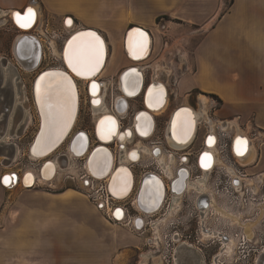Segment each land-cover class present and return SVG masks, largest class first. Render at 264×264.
I'll return each instance as SVG.
<instances>
[{
  "label": "crops",
  "instance_id": "crops-1",
  "mask_svg": "<svg viewBox=\"0 0 264 264\" xmlns=\"http://www.w3.org/2000/svg\"><path fill=\"white\" fill-rule=\"evenodd\" d=\"M28 3L38 4L39 21L47 19L48 28L52 30L62 29L68 17L73 22L72 30L92 28L103 35L109 51L114 44L117 49L121 46L123 56L119 65L136 63L128 69L135 70L139 77L144 75L147 62L152 70L153 66H158L153 74L156 77L160 64L166 66V75L172 64L162 47L150 59L155 40L153 25L163 33L197 36L191 39L190 57L187 52L182 54L185 70L178 83L182 92L204 93L200 94L207 97L206 111L208 104L211 105L207 95H211L219 101L220 107L215 110L218 119L264 132V0H0V12L6 14L3 17H9L12 10H21ZM162 18L163 25L160 24ZM132 26L145 30L152 39L151 51L146 55V59L149 58L144 63L129 61L130 56L122 49L123 34ZM33 43L32 47L36 45ZM110 73H116V69ZM164 85L168 89L167 84ZM146 112L152 123V117L157 115ZM5 146L1 152L9 153L10 145ZM263 148L264 144L259 148L255 164L248 168L251 172L264 170ZM124 166L134 174L136 183L134 169ZM149 176L154 178V190L153 184L145 189L144 181ZM140 179L137 197L139 199L144 186L149 204L145 202L144 207L137 208L142 212L155 210L152 195L162 194L164 183L160 177L146 175L144 171ZM0 186L3 191L8 188L1 183ZM49 197L53 200L44 207L43 213L39 204L28 207L31 213H26L25 205L16 202V215L0 217V264H115L118 256L122 252L126 255L127 247L135 243V234L129 228L128 232L126 228L121 229L125 225L106 220L88 198L67 190L49 193ZM55 200L62 204L61 211Z\"/></svg>",
  "mask_w": 264,
  "mask_h": 264
},
{
  "label": "rangeland",
  "instance_id": "rangeland-1",
  "mask_svg": "<svg viewBox=\"0 0 264 264\" xmlns=\"http://www.w3.org/2000/svg\"><path fill=\"white\" fill-rule=\"evenodd\" d=\"M163 20H164L163 18L160 19L161 22L157 20L158 21L157 23L160 22V24H162ZM67 26H71V25H67ZM48 31L49 32L51 31V34L53 33L55 35L53 41L55 45L54 46L55 51L53 48L48 49L45 47L43 48L40 47V53H41L40 64L39 65L35 64L30 69H25L20 65L17 57L14 55L13 52V42L16 36L19 35V32L13 26L8 16L0 17V57H5L8 63H11V65L16 68L15 69L16 76L20 77L19 82L21 84V87L24 89L26 93L25 100L23 101V107H22L23 109L21 107L16 108V105H18L19 103L15 101L14 96L12 94H9L6 97H4V95L2 94L0 95V101L7 108V111H5L6 108L0 110V127L2 126V129H0L1 132L3 131V127L6 125L5 132L2 135H0V150L5 149L6 146L4 147L3 145L7 144L8 146L10 145L11 155H13L12 153L14 152L11 150V148H13L15 151H19V155L16 157H13L15 153L12 157L10 154L6 158L5 157L1 158L2 156H0V174L6 172L9 173V171H12L14 172V174L21 176L22 172L24 173L27 170H31L34 171L36 175H38L40 164L44 160L40 158H32L29 154L30 145L33 143L38 127V115L31 95V83L35 75L42 69L57 67L62 65L63 59L62 60L60 59V49L62 47L65 38L68 37V35L72 32L70 30L63 28L53 29V30L48 29ZM153 32H154L153 37L155 40H154L153 53L150 59L154 57V55L162 47L163 53L164 52L166 53V56L169 57L168 61L171 62L172 64H170L168 71H166L168 72L167 75L164 72L166 66L165 65L161 66L160 64L159 68L161 69L158 70L157 77L154 76L155 73L150 67L149 65L150 63L147 62L146 64H144V75H145L146 83L152 81V78L156 77V80H160L164 84L165 83L167 84L170 93L168 100L169 104L166 107L165 112L161 116H156V129L154 134L150 138L144 139L143 142L148 147H152L153 145H158L166 153L167 150L172 151V149L168 146L165 139L167 122L171 112L175 107L181 104L190 105V106L193 105L196 107L197 103L199 104V102H197L199 94L202 93V92L199 93L194 90L182 92L178 84L180 77H182L181 73L185 70V65L183 64L184 56L182 54L187 52V57H190L189 52L193 45L191 39L194 40L197 36L185 34L182 37L181 35L177 33L173 34L170 31L163 33L162 30L160 31L154 25H153ZM164 42H166L167 44L163 45ZM179 51H180V55H177V52ZM109 52H110V56L108 53L107 66L104 69V71L101 72L100 78L107 85L106 104L109 110H111V104L113 102V99L115 96H118L119 94L118 86H117V75L124 67L131 65L132 63L126 62L123 63L122 65L121 64L119 65V63H121L120 58L121 56H123L121 46L119 49H117L114 44L113 48L110 47ZM180 58L182 59V61L180 60ZM156 67L158 66H153V69L156 70ZM112 69H116V73L114 74L110 73ZM84 83L86 84L85 81ZM84 83L81 82L80 85L82 92L80 112L70 136L78 129L86 130L92 139L89 147L90 149L91 147H93V145L96 144V142L93 140V134H94L93 123L97 114H93L92 111L90 110V106L88 104V98L86 97L85 94ZM3 84L4 82L2 81L0 86H2ZM175 92H177V95H175ZM207 96H208V100L209 101L211 100V102L208 103H211V105L212 103H215L213 104L214 107L211 108H210L211 105L208 104V110H207L208 115L213 120L218 119L217 111L215 110L220 107L219 101L215 97H212L211 95H207ZM212 100H214V102ZM205 102H207V99ZM204 104H202V106ZM142 108L143 106H142L141 96L134 99H129L128 109H125L122 112H120L121 113L120 116L122 117L121 119L122 126L132 127V120L134 113L138 109H142ZM198 108L199 105L197 109ZM11 112L12 113L14 112L13 117L17 122V124L20 123L17 130H15L14 128V130L16 131V137H12L14 136V134H9V132L11 131L9 121H7V124L5 123ZM30 115L32 120L30 124H27L25 122V118L27 116L29 117ZM22 123L25 124L21 129ZM203 125L204 123L203 121H201L196 139L194 140L193 144L190 145L185 150L188 153L195 152V154L191 155L190 162H193V160L195 159V155L201 149L200 140L204 132ZM246 131L248 132L251 130H246ZM137 140L138 138H135L134 140L128 142L126 145L127 148L134 146ZM68 141L69 139H67L60 147H58L53 153H51L46 158H52V159L57 158L58 160H60L61 163L62 160H64L62 155L68 153ZM113 146L116 151V158L118 161L119 156L121 157V154L119 152L120 149L116 145ZM174 151L176 152V154L182 152L181 150L180 151L174 150ZM262 155L264 158V148L262 151ZM85 156L86 155L82 157L70 158L71 161L70 166H66L64 162L62 167L58 169V172L51 181L42 182V183L36 181V184L33 187L30 186L28 188H25L24 185L23 186H21L20 184L17 185L15 182L13 186L9 188H4V191L2 189L3 187L0 186V217L16 215L17 214L16 207H18L15 204L16 202L23 203L25 205L26 213H31V210H28V207L31 208L34 205L39 204L41 206V211L43 213L44 207L48 205V202L50 200L51 201L53 200L49 197V193H59L67 190L69 193H75L77 195H80V197L83 198L86 197L85 199H87L88 198L87 190L81 183V177L84 172L83 166H84ZM146 157L147 158L141 160L140 162L133 164L134 172L136 174V183L131 196L122 201L129 207L131 212H133V208L131 207V202L138 187L140 173L145 170H152L157 172V170L160 168L159 167L160 165L156 160L150 159L149 155ZM248 171L251 172L250 170ZM194 196L195 193L189 190L184 194L183 197H181L177 207L166 211L167 204L169 203L171 204L170 195L167 194L158 212H156L153 216L146 217L143 222H140V224L137 226V229L135 230L130 229L129 225L119 224L120 226L121 225L126 226V227H122L121 229L129 228L130 231H132V233L135 234L136 240L135 243H133L130 247H127L126 255H124V253L122 252L118 256V258L115 261V264H166L165 262H163L162 257L160 256L162 251V245H163L162 241L164 234L167 232L168 229L177 230L178 227H181V223H184V225H189L190 229L193 230L195 226V216H194L195 210L194 208H192ZM216 199L217 202H221L223 201L224 197H219ZM55 201L57 204L58 211H61L62 204L58 200ZM218 216L220 217V215H218L217 213V215L216 216L214 215L213 217H218ZM154 219H158V221L155 222ZM149 220H153V222L147 223ZM127 231L129 232L128 229ZM258 233H259L257 235L258 240L252 241V243L255 245L264 246V229L261 228V230H259ZM236 244L238 245V243L235 241V245ZM197 246L201 247L200 243H197ZM237 249L238 248H236V250ZM184 250L185 248L183 247L178 248L177 256H176L177 258L176 264H187L186 261H190V264L199 263V260H197V258L199 259L197 253L195 255L192 251L191 252L186 251L187 253L184 252L185 254H183L182 252ZM209 253H211V251L209 250L207 251V253L205 252L207 260H209L208 258ZM222 263L228 264V258H226V261H222Z\"/></svg>",
  "mask_w": 264,
  "mask_h": 264
},
{
  "label": "bare ground",
  "instance_id": "bare-ground-1",
  "mask_svg": "<svg viewBox=\"0 0 264 264\" xmlns=\"http://www.w3.org/2000/svg\"><path fill=\"white\" fill-rule=\"evenodd\" d=\"M37 5L38 4L28 3L27 5H25V7L23 9L18 10L22 15V14H24L25 10L29 6H30V8L33 9V11L35 13L34 21L31 24V26L28 28H20L17 24H15L16 22H15L14 17H15L16 13L14 14V10H12L11 18H10V15H9V18H10V20L12 19L11 22H12L13 26L17 27L16 29L20 32L19 35L16 36V38H18V37L19 38H26V37L30 38L27 35L21 36V33L29 32V30H31L34 27V25L37 23V21L40 20L41 14H40V9ZM12 14H14V15L12 16ZM4 15H6V14L3 13L2 17ZM64 20H65L66 26L67 25L72 26L71 23H73V22H72L71 18L67 17ZM68 21H71V23H68ZM63 23H64V21H63ZM67 27H70V26H67ZM83 29H85V28H82L80 30H83ZM80 30L72 31L68 35V37H66L65 40L63 41L62 47L60 49V59L62 58L65 63L67 62L66 65L68 64V61L66 58H64L65 57L64 53L66 52V50L69 49V41H71L72 38L79 33L75 34L73 37L71 35L77 31H80ZM127 31H128V29L124 32L123 38H122V49H123L125 55L128 54L130 56V58L136 59V60L146 58L147 57L146 55L149 53V49L151 47V40L152 39H151L150 34L143 32L142 30L136 29V30L130 31L127 35V38H126ZM89 32H93V31H89ZM80 33H82V32H80ZM93 33H95V32H93ZM138 33H143L144 34L143 37H140L138 35ZM95 34L97 35V33H95ZM97 36L99 38L101 36L100 40L103 42V52H102V55L100 58V63L98 65V67L96 68V70L93 73L85 72V74L80 75V76H85V78H83V79H86V81H85L86 85L90 82L93 83V81L92 80L90 81V79H93V77H95L98 74V72L101 71V69L103 71L106 68L107 62H108V52H109L108 50L109 49L108 50L106 49V43H105L106 41L104 40L103 35L100 34V36L99 35H97ZM130 36L132 37L133 41L142 40L144 43V49L142 52L138 53L137 58H134L133 55L130 54V52H129V38H130ZM125 38H126V41H125ZM30 39L32 41L36 42L34 38L31 37ZM26 44H31V43H29L28 39H16V41L13 44L14 55L17 57V59L20 62V65L23 68L26 67L25 63H23V60H25L24 56L29 55L28 49H25ZM36 44H38V43H36ZM38 45H40V43ZM65 45H67V46H66V50L64 52L62 50H64ZM124 46H126V52L124 50V48H125ZM53 49L55 51L54 44H53ZM65 59H66V61H65ZM147 59H143V60H141V62L137 61V64L143 63ZM129 61H132V60L129 59ZM135 64H133V65L131 64V65L134 66ZM65 67H66L67 71H69L73 76H75V79L72 78L73 80H75V82L77 79H82V78L76 76L77 73L76 74L74 73L75 71H73V69L69 67V64ZM126 67H128V66H126ZM126 67H124V68H126ZM53 69H55V67L48 68L47 70L43 69L42 71H44V73L38 77V75L41 73L40 72L37 75V77L35 76L36 77V79L34 78L35 82L33 80V82H34V98L33 99H35L36 103H34V104H36L35 107H36V112L38 114V127H37L38 134L36 132L37 136H36L35 140H33V143L30 145V150H29L30 153L29 154L32 158L44 159L42 161V163L40 164L38 175H36V173L34 171H31V170H27L24 173L22 172L21 173L22 175L20 174L21 176L16 175V174H11V173H14L12 171H9V173L8 172L2 173V174H0V179L5 174H6L5 177L10 178V180L7 184L4 183V179H3V182H1V183L4 187L9 188V187L13 186L14 183L16 182L17 185L18 184H20L21 186L24 185L25 188H28L30 186L33 187L36 184V181L41 182V183L51 181L54 178V176L56 175V173L58 172V169H60L63 165L60 163V160H58L57 158L52 159V158H46V157L49 156L51 153H53L58 148L60 142L64 139L65 135L69 131V129H70V127L74 121V118H75V115H76V112L78 109V95H77L78 89L76 90V87L74 89L70 78L68 76H66L65 73H60V74H62V77L67 78L66 81H64V86H63V90H62L61 94L58 95L56 92H53L49 98H46V99L45 98H38L37 89L35 91V87H37L38 80L40 81V78L42 76H45L46 74L58 73L57 71H54ZM128 70H132V69H128V68L124 69L121 73L119 72L120 76ZM59 71H61V70H59ZM153 71H155V70L153 69ZM119 73H118V75H119ZM90 74H92V76H88ZM132 77H133V75H131L130 72H127L125 75L120 77L118 84H117V86L119 85L118 88L120 87V89L128 96L135 95L140 90L141 91L143 90L142 84L140 85L138 83L136 85H132L131 88H129L128 81ZM46 79H52V78L46 77ZM56 79H60V77H57ZM158 81L162 82L160 80L153 79L152 83L158 82ZM33 82H32V86H33ZM92 83H91L90 91H89L91 94L88 95V96H91V99L96 96V91H97V86L95 88H93ZM140 83H141V77H140ZM156 84L154 83V86L151 89V95L148 96L147 98L145 96L147 87L143 90V92H144V97L146 99V104L150 108L154 109V111H152L153 114L160 116L164 112L165 106L166 105L168 106V104H169V101H168V95L169 94H168V90H167L166 86L163 84V82H162V84L165 87L160 86V88H157V87H155ZM69 85H70V90H69ZM105 89H106V83L104 84L103 89H102V85L100 83V89L98 91V94H102V97H104V95H105L104 91H106ZM149 89H148V91H149ZM148 91H147V93H148ZM163 94L165 96L167 94V97H165V104H164V101H162V95ZM118 97L119 96L114 98V101L116 103L119 101L120 102L122 101L121 97L120 98H118ZM136 97H138V96L136 95ZM130 98H132V97H130ZM130 98H128L127 100H126V98L124 99V104H123L124 109L126 106V102ZM198 98H199L198 102L200 100V108L199 109H197L193 106H190V105L181 104V105L175 107L173 109V111L171 112L169 119H168V122H167V127H166V132H165L166 142L171 149L177 150V151L186 149L194 141L198 125L200 124L202 119L205 117V114L207 112L205 110V105H206L205 101L207 99L206 96H203L200 94ZM120 104L122 105V103H120ZM143 104H144V100H143ZM202 104H204V110L205 111H203ZM180 107H182V108L179 111H177V109ZM159 108H161V109H159ZM106 109L107 108L105 107L104 103H101L100 105H98V100L93 98L91 111L93 112V114H97V116L94 120V123H93L94 124L93 130L95 128V124L97 123L96 122L97 118L102 113H106L107 112ZM142 113L146 114L148 116V118H146L144 116L138 117ZM142 113H140L137 116L138 119H136L137 117H135V119H133L132 127H131V130L129 131V135L131 132L132 136L134 135L135 137H137L135 135V131H136V133L140 134V136L141 135L145 136L148 133H150V131L152 130L151 118H149V115L147 114V112H145V113L142 112ZM135 114H136V112L134 113L133 116H135ZM108 115L113 118V120H114V122L118 128V121L113 116V113H110ZM154 115H152V116H154ZM102 116H105V115H102ZM208 118L209 117H206L205 119L208 120L209 124L212 126L213 122L211 120H209ZM30 120H31V115L28 117L27 122H30ZM146 121L149 123H147ZM39 128H40V130H39ZM238 129L239 128L237 127L235 135H234V136H237V139L234 143V151H235V154L237 156V160L242 164H247L249 162H252L255 158L254 145H253L252 141L250 140V138H248V136L245 133H242L241 130L240 129L238 130ZM114 130H115V125L113 124V122L103 121V123H100L98 126V135H99L101 140H103V141L108 140L110 138L109 133H111ZM120 133H121V131H120ZM102 134L105 136V138H103V139L101 138ZM129 135L127 136V135L121 133V135H119V138H120L119 141L120 142L118 141V139L116 142L117 147L119 145H121V147H122L119 151L120 154H121L122 150L127 151V152L126 151L124 152L125 154H121V157L119 156V160H121V161H119V164H120V167L118 168L119 170L118 169L116 170V168L119 166V164H115L114 167H111L110 154H108L107 150L105 148L103 149V147L96 150L91 155L90 159H88L89 154L91 152V149L86 150V148L88 147V144L86 146V142L85 143L83 141L81 142L80 139H77L76 142L73 144V146L70 148V150H68V153H67V156H68L67 159L68 160L65 161V165L70 166V164H71L70 158L78 156L77 154H79V155L82 154V156L86 155L84 162H85V167H86L87 171L92 173L95 176H98L101 178L105 177L106 178V184L109 186V189L112 192V194L117 198H123L127 194H130L132 192L133 187L135 185L134 174H132L127 169V167L121 166V165H124L123 163L125 161H127V160H129V158H131V156L128 157V152L130 151V149H136V151L132 152L133 153L132 158H131L132 160L137 159V158H139V160H142L143 158H145L148 155H150V156L153 155V153H152L153 147L150 148L147 145H145L143 142V138H138V140L134 146H132L130 148H126L127 143L130 142L132 139V137L130 138ZM4 137H5V135H4ZM238 139L244 141V143L242 145H238L237 144ZM215 140H216L215 137H210L207 141V144L210 148H207L208 150H207V152H205L206 154H204L202 157L201 164H202L203 168L208 169L212 166V164L214 165V163L217 161V157L215 156V148H214V146L211 147L214 144ZM103 143L104 142H101V144H103ZM107 143H109V142L107 141L104 144H107ZM92 149H93V147H92ZM238 149L240 150V152L242 154H238ZM199 152H198V154H199ZM14 153H15V155L13 157H16L19 155V151H15ZM198 154L196 156V159L198 157ZM0 156H2L1 158H4L5 156L7 157L9 155L7 153H5L4 155H3V153H1ZM153 158L164 168L167 176H169L170 178L174 177L175 174L171 169V165L175 161V156L173 154L166 156L160 148L159 155H157V156L154 155ZM121 167H123L124 169H121ZM227 168H228V170H232V168L230 166H228ZM131 174H132V177H131ZM183 174H185V173L183 172ZM183 174L180 175V179L177 181L178 183H176V185L179 186L177 190H181V189L183 190L185 188L187 191H189V190L193 189L196 193H198V195H197L198 201H199V197L201 200H203L205 202L208 199L207 204H211L213 206V208L215 209L216 213H219L220 215H224L227 218L230 217L229 219L232 222H235L238 225L244 226V232L246 233L247 237L252 238L253 233H252L251 229L256 224V221H253L250 223H242L239 216L234 215L230 212H226L224 209L217 206L215 203V199L212 195L209 196V198L205 195L206 194V181H205V179L207 178V171H205V169L203 171L202 177L197 178V179L185 180V175L183 176ZM154 182L155 181H154L153 177H150V176L146 177V179L144 181L145 189L147 186H151L153 184L152 189L154 190L156 188L155 187L156 185ZM82 183H83V181H82ZM140 186H141V179L138 183L137 191H136V194L134 197V201H135V204L137 207H142L143 205H145V202L148 203V197L145 198L146 192H144V190H145L144 186L142 187V191H141L139 199L137 197ZM155 192H156V190H155ZM174 192L175 193H173L171 195L172 209L177 207L179 200L181 199V195H178L179 193L176 190H174ZM142 193H143V195H142ZM152 196H153V202L152 203H154V201H155L156 208H158L161 204V201H162V194L157 192L156 194H153ZM146 207H147V205H146ZM201 212L203 213L204 211L201 210ZM115 216L117 218H121L122 212L116 211ZM202 217H203V215H202ZM228 244L231 245V246L228 245V254H229V253L234 251L235 242H234V240H231L230 242H228ZM185 250H187L189 252L192 251V249L190 247L186 248ZM197 260H199V259L197 258ZM176 261H177V258H176ZM186 262H187V264H190V261H186ZM198 264H203V261H199Z\"/></svg>",
  "mask_w": 264,
  "mask_h": 264
},
{
  "label": "built area",
  "instance_id": "built-area-1",
  "mask_svg": "<svg viewBox=\"0 0 264 264\" xmlns=\"http://www.w3.org/2000/svg\"><path fill=\"white\" fill-rule=\"evenodd\" d=\"M46 20L47 19L43 18L40 24L37 23V25L33 27L31 30H29V32L21 33V36L27 35L28 37H32L35 39L36 43L38 44L40 43L39 46L41 48L45 47L48 49H52L55 35L53 33L51 34V31L50 32L48 31V29L50 28H48V24ZM62 28L73 31L72 26L67 27L64 23L62 25ZM132 61L137 62V60L134 59ZM60 67L63 68L62 65ZM82 80L83 79H81V81ZM84 81H86V79ZM151 85H152V81L149 83V86L146 89V93ZM212 101L214 102V100ZM211 107L214 106L212 105L210 106V108ZM148 110L152 111L150 108H148ZM110 111L118 120V129L121 130V124H120L121 120L119 119V117L122 118L120 116L121 113L118 115L114 114L112 108ZM102 117L103 116L99 117L98 120H100V118L102 119ZM135 117L136 115L134 116V119ZM206 117H209L208 119L213 122L212 126L209 124V121L205 119ZM202 121L204 123L203 125L204 132L202 134V138L204 139V137L206 136L208 138L215 137L216 139L211 147L214 146L215 148V156L217 157V161L214 163V165L212 164V166L208 169L203 168L201 164L203 155L206 154L205 152H207L208 150L207 148H210L207 144V141L205 143L203 141L201 142V149L199 150L200 152L198 151L199 156L197 159L195 157L193 162H188L189 156L185 155L186 152L185 150L188 147L186 149L181 150L182 151L181 153L176 154V152L173 149L172 151L167 150V152L165 153L160 146L158 145L152 146L153 155L152 156L149 155L150 159L155 160L154 159L155 157L153 158V156L159 155L160 148L166 156H169L171 154L175 156V161L171 165V169L175 174L173 178L167 176L164 168L160 164H159L160 168L157 170V172L152 170L144 171L146 175L148 174V175H155L160 177L164 183L162 201L160 206L155 210L142 212L137 208L135 201L132 200L131 207L133 208V212H131L129 207L122 202L124 200V197L123 198L115 197L110 191L109 186L106 184V178L105 177L101 178L88 172L84 162V166H83L84 172L81 177V183L83 181L82 185L87 190L88 198L93 202L96 208L103 213L106 220L118 224L129 225L130 229H134V230L137 229V226L140 224V222H143L146 217L153 216L156 212H158L167 194L170 195V201H171V195L173 194L171 189V182L177 177V172L180 167H185L186 170L190 173V177L188 178V180L201 178L203 175V171L205 169V171H207V178L205 179L206 181L205 195L208 198L209 196L212 195L215 199V203L217 206L221 207L226 212H230L234 215L239 216L242 223H250L256 221V224L251 229L253 233L252 238H248L246 233L244 232V226L232 222L229 218L225 216H221L219 213L218 215H220V217L219 216L213 217L214 215L216 216L217 213L215 212V209L211 204H207L204 207H199L198 198H197L198 193H196L192 189L190 191L195 193L192 208H194L195 210L194 216L198 222V232L200 233V241L209 242L212 240V234L210 233V230L213 229L209 227V223L212 222L214 224L215 221L227 227V228L220 227L217 230L220 231L222 235H227L229 241L244 240L250 242V241L258 240L257 239V235L259 234L258 231L261 230V228L264 229V170L258 172H249L247 168L254 165L256 162V157L259 156L258 154L259 148L261 145L264 144V132L257 128L245 129V125L241 126L239 124H232L228 122V120L226 119L213 120L208 115V111L206 112L205 117L202 119ZM200 124L198 125V128L196 130V135L200 127ZM237 127L241 130V132H244L248 136V138H250V140L254 145L255 158L252 162H249L247 164L240 163L237 160V156L234 151V143L237 139V136L234 135ZM246 130H251V131L247 132ZM95 139L97 141L96 144L93 145V148L96 147V145H100L98 143H101V141H99L96 138V135H95ZM102 145H104L106 147V150H108V152L110 153L111 167H114L115 164H119L120 160L117 161L116 153L115 151L113 152L111 151L110 147L108 146V143L107 144L103 143ZM133 151H136V149H130L129 153ZM155 151L156 153L158 151V154H156ZM129 160L125 161L123 164L128 165L129 167H131L132 170L134 169L133 164L140 161L139 158L134 160L129 158ZM124 165L121 166L125 167ZM228 166H230L232 170H228L227 168ZM119 167L120 164L116 169H118ZM5 175L1 177L0 183L3 182V177ZM186 192L188 191L184 188L183 191L178 195H181V197H183ZM218 196L224 197L223 201L217 202L216 198H219ZM171 209H172V201L171 204L170 203L167 204L166 211ZM201 210H203L204 212L202 213ZM116 211L122 212L121 218H117L115 216ZM154 220L155 222L158 221V219H154ZM149 222H153V220H149L147 223ZM204 227L209 228L210 230H204ZM183 242L184 241L181 240L178 230L168 229L163 237L162 251L160 254L163 262H165L166 264H176L177 250L179 247H181V244H183ZM186 244L189 245V243ZM236 248L237 246L234 245V250ZM208 264H216V263L213 260H211L210 262H208Z\"/></svg>",
  "mask_w": 264,
  "mask_h": 264
},
{
  "label": "flooded vegetation",
  "instance_id": "flooded-vegetation-1",
  "mask_svg": "<svg viewBox=\"0 0 264 264\" xmlns=\"http://www.w3.org/2000/svg\"><path fill=\"white\" fill-rule=\"evenodd\" d=\"M28 8H30V6L28 7ZM27 8V9H28ZM26 9V10H27ZM25 10V11H26ZM12 12V11H11ZM11 12H10V18H11ZM15 13H20L19 11H16V10H14V14ZM14 14H12V16L14 15ZM21 14V13H20ZM3 15V13L2 12H0V16H2ZM23 15V14H22ZM13 18V17H12ZM12 20V19H11ZM39 21V20H38ZM38 21H37V23H38ZM36 23V24H37ZM16 24V23H15ZM35 24V23H34ZM36 24L34 25V27L36 26ZM17 28V27H16ZM25 30V29H24ZM76 30H80V29H76ZM18 31V30H17ZM75 31V30H74ZM19 32V31H18ZM18 36V35H17ZM16 39H28L29 40V38H16ZM16 39L14 40V42L16 41ZM14 42H13V44H14ZM29 43H31V44H26L25 45V49H28V52H29V55L28 56H24L25 57V60H23V63H25V69H30L31 67H33L35 64H40V61H41V53H40V46L38 45V44H36V45H33V47H32V44H34L33 43V41L30 39L29 40ZM106 49L108 50V47H107V44H106ZM63 51V50H62ZM109 51V50H108ZM150 51H151V47H150V49H149V53H150ZM65 54V53H64ZM149 56V55H148ZM65 58V57H64ZM143 59H146V58H143ZM143 59H140V60H137V61H141V60H143ZM61 60H62V58H61ZM131 60H133V59H131ZM134 60H136V59H134ZM19 61V60H18ZM39 61V62H38ZM65 61H66V59H65ZM64 62V61H63ZM63 62H62V66H63V68L62 67H55V69H53L54 71H57L58 73H65L66 74V76H68L69 78H70V80H71V83L73 84V87H74V89H75V85H76V90L78 91V93H77V95H78V109H77V112H76V115H75V118H74V121H73V123H72V125H71V127H70V129H69V131L67 132V134L65 135V137H64V139L60 142V144H59V146L58 147H60L67 139H69V141H68V150H70V148L73 146V144L76 142V140L77 139H80L81 140V142L83 141L84 143L86 142V146H87V142H88V147L86 148L87 150H90L91 149V151H92V148H90L89 149V147H90V144H91V137H90V135H89V133L86 131V130H84V129H78V130H76L71 136H70V134L72 133V130H73V128H74V126H75V124H76V121H77V119H78V115H79V112H80V105H81V82H83L84 83V80L85 79H83L82 81L80 80V79H77L76 80V82H75V80H72V78L73 79H75V76H73L69 71H67L66 70V67L65 66H67L66 65V63L64 62V64H63ZM20 63V62H19ZM103 65V64H102ZM129 67H133L132 65H128V67H126V68H129ZM51 68H53V67H51ZM71 68V67H70ZM101 68V67H100ZM126 68H124V69H126ZM15 67L14 66H12L11 65V63H8V61H7V59L5 58V57H0V85H1V83H2V81L4 82V84L2 85V86H0V95L2 94V95H4V97H6V96H8L9 94H12L13 96H14V99H15V101L16 102H18L19 104L18 105H16V108L17 107H23V101L25 100V97H26V93H25V91H24V89L21 87V84H20V82H19V78L20 77H18V76H16V72H15ZM46 70L48 69V68H45ZM43 70V69H42ZM39 71L35 76L37 77V75L41 72H44V71ZM59 70H61V71H59ZM123 70V69H122ZM121 70V71H122ZM101 71H102V69H101ZM101 71L100 72H98V74L95 76V77H93V79H90V81L92 80L93 81V83L92 82H90V83H88L87 84V86H86V84H85V86H84V89H85V94H86V97L88 98V104H89V106H90V110H91V106H92V103H93V98L94 99H97L98 100V105H100L101 103H104V105H105V107L107 108L106 109V113H102L100 116H102V115H105V116H103V118H102V120L99 122V124L102 122V121H110V122H113V124L115 125V122H114V120H113V118L111 117V116H109L108 114H110L111 112L108 110L109 108L107 107V104H106V91H104V97H102V94H98V91H99V89H100V83H101V85H102V89H103V86H104V84H105V82L100 78V75H101ZM104 71V70H103ZM102 71V72H103ZM120 71V72H121ZM19 72V71H18ZM127 72H130L131 73V75H133V77L132 78H130V80L128 81V83H129V88H131V86L132 85H136L137 83L138 84H142V87H143V90L146 88V87H148L149 86V83L151 82H147L146 83V79H145V75H141L142 77H141V83H140V77L139 76H137L136 75V71L135 70H128V71H126V72H124L121 76H120V73H119V75L117 76V84H118V81H119V79H120V77H122L123 75H125ZM40 73V74H41ZM39 74V75H40ZM38 75V76H39ZM94 75V74H93ZM88 76H92V74H90V75H88ZM36 77H34L35 79H36ZM35 79H33L34 80V82H35ZM89 79V78H88ZM33 80H32V82H33ZM39 81V80H38ZM34 82H33V86H32V83H31V95H32V99L34 98ZM75 82V83H74ZM133 82H134V84H133ZM91 83H92V85L93 84H95L96 86H97V91H96V96L95 97H93L92 99H91V96H88V95H90L91 93L89 92L90 91V86H91ZM154 83L156 84L155 85V87H157V88H160V86H163V84L162 83H160L159 81L158 82H153L152 83V86L150 87V89H149V91H148V93H145V96H146V98L148 97V96H150V90L152 89V87L154 86ZM119 86V85H118ZM165 87V86H164ZM36 89H37V87H35V91H36ZM75 90V91H76ZM105 90H107V85H106V89ZM143 90L141 91H139L137 94H135V95H132V96H128V95H126L121 89H120V87L118 88V91H119V94H118V98H120L121 97V102L119 101V102H115L114 101V99H113V102H112V104H111V108H112V110H113V112H114V114H116V115H118V114H120V112L121 111H123V109H124V99L126 98V100L128 99V98H130V97H132V98H130V99H134V98H137L136 97V95L138 96V97H140L141 96V98H142V106H143V108L142 109H138L137 111H136V117L140 114V113H142V112H144L145 113V111L146 110H148V105L146 104V99H145V97H144V92H143ZM168 90V89H167ZM166 92V91H165ZM168 93H170L169 92V90H168ZM147 94V95H146ZM175 95H177V92H175ZM134 96V97H133ZM102 97V98H101ZM115 97H117V96H115ZM114 97V98H115ZM165 97H167V94H166V96L163 94L162 95V101H164V104H165ZM6 100V99H5ZM116 100V99H115ZM143 100H144V104H143ZM168 100H169V95H168ZM33 102L34 103H36L35 102V99H33ZM198 102V101H197ZM120 103H122V105L120 104ZM168 103V102H167ZM34 106H36V104H34ZM167 106V105H166ZM193 106V105H192ZM163 107V106H162ZM161 107V108H162ZM193 107H195V106H193ZM198 107V103H197V106L195 107V108H197ZM3 108H6L5 107V105H3L2 104V102L0 101V110H2ZM150 108V107H149ZM161 108H159V109H161ZM23 109V108H22ZM35 109H36V107H35ZM125 109H128V101L126 102V106H125ZM124 109V110H125ZM152 111H154V109H152V108H150ZM5 111H7V108L5 109ZM164 112H165V110H164ZM163 112V113H164ZM93 113V112H92ZM101 113V112H100ZM162 113V114H163ZM13 114H14V112L12 113L11 112V114L9 115V117H8V119L6 120V124H7V121H9V124H10V128H11V131L9 132V134H14V136H12V137H16V131L15 130H17V128H18V126H19V124H17V122L15 121V119H14V117H13ZM99 114V113H98ZM161 114V115H162ZM38 115V114H37ZM152 115H154L153 114V112H152ZM160 115V116H161ZM99 116V117H100ZM114 116V115H113ZM142 116H144V117H146V118H148V116L146 115V114H140L138 117H142ZM98 117V118H99ZM115 117V116H114ZM138 117L136 118V119H138ZM96 118V117H95ZM98 118H97V120H98ZM116 118V117H115ZM27 119H28V117H26L25 118V122L27 123V124H30V122H31V120H30V122H27ZM119 119L121 120L122 118H120L119 117ZM133 119H134V116H133ZM95 120V119H94ZM118 121V120H117ZM133 121V120H132ZM97 122V121H96ZM24 124L25 123H22L21 124V129H22V127L24 126ZM120 124H121V130L120 129H118L117 128V130H116V126H115V130L114 131H112L111 133H110V138L107 140V141H109V140H111L112 138H113V135H116V137L112 140V141H110L109 143H108V146L110 147V149H111V151L113 152V151H115V149H114V146L113 145H116V142H117V139H118V141L120 140V138H119V135H121V133L122 134H125V135H129V131L131 130V127H125V126H122V122L120 121ZM94 125V124H93ZM99 126V125H98ZM6 125L3 127V131L1 132L0 131V135H2L4 132H5V130H6ZM14 128H15V130H14ZM95 128H96V124H95ZM95 128H94V130H93V132H94V134H95ZM0 129H2V126L0 127ZM155 129H156V116L155 117H152V130L150 131V133H148L147 135H145V136H143V135H141L140 136V134H138V133H136V131H135V135L137 136V137H135L134 135L132 136L131 135V132H130V135H129V137L131 138L132 137V139H131V141L132 140H134L135 138H143V140L144 139H148V138H150L153 134H154V132H155ZM39 130H40V128H39ZM38 130V131H39ZM120 131H121V133H120ZM96 133H97V135H98V128L96 129ZM37 134H38V132H37ZM37 134H36V136H37ZM93 134V140L96 142L97 140L95 139V135ZM198 135V134H197ZM197 135L195 134V139H196V137H197ZM36 136H35V138H36ZM76 137V138H75ZM98 137H99V135H98ZM35 138H34V140H35ZM75 138V139H74ZM99 139H100V137H99ZM166 139V138H165ZM194 139V140H195ZM208 137H204V139L202 138V136H201V140H200V143L203 141L204 143L206 142V141H208ZM101 140V139H100ZM74 141V142H73ZM71 142H72V144H71ZM120 142V141H119ZM194 142V141H193ZM193 142H192V144H193ZM100 145H101V143H99ZM191 144V145H192ZM3 146H5V145H3ZM4 148V147H3ZM118 148L119 149H121L122 147L121 146H118ZM126 148H127V146H126ZM2 151V149L0 150V152ZM14 152H15V150H13ZM126 151V150H125ZM124 150H122V152H121V154H125L124 152H125ZM14 152L12 153L13 155H14ZM127 152V151H126ZM5 153H7L8 155L10 154L11 155V153H10V151H9V153L8 152H4V154ZM115 153H116V151H115ZM132 153V152H131ZM131 153H129L128 152V157H130L131 156V158H132V155H133V153L131 154ZM155 153H156V151H155ZM90 154H91V152H90ZM90 154H89V157H88V159H90ZM131 154V155H130ZM156 154H158V151H157V153ZM193 154H195V152H191V153H187V152H185V155H188L189 157H188V162H190V159H191V155H193ZM13 155H11V157L13 156ZM66 155V158H64V156ZM78 156H76V157H82V154L81 155H79V154H77ZM197 155V154H196ZM196 155H195V157H196ZM63 156V159L64 160H62V164H64V162L67 160V153L66 154H64V155H62ZM198 156H199V154H198ZM8 157V156H7ZM5 158H6V156H5ZM198 158V157H197ZM180 169H184V170H186V168L185 167H180L179 168V170ZM90 170V169H89ZM91 171V170H90ZM183 174V172H181L180 173V175H182ZM180 175H179V177H178V179H180ZM185 175V180H188V178L190 177V173L186 170V172H185V174H183V176ZM207 205V201L205 202V201H203V200H199V206L200 207H204V206H206ZM203 225V224H202ZM209 227L210 228H212L213 230H210L209 228H206V227H204V230H210V233L212 234V240L211 241H209V242H201L200 241V233L198 232V222H197V219H195V226H194V228H193V230H191L190 229V226L189 225H184V223H181V227H178L177 228V230H178V233L180 234V237H181V240L182 241H184L183 242V244H181V247H183V248H191L192 250H193V253L194 254H196L197 253V256H199V261H200V259H201V261H203V264H208V262H210L211 260H213L216 264H223L222 263V261H226V258H228V264H264V246H262V245H255V244H253L252 243V241H250V242H248V241H244V240H236V242L238 243V249L236 250H234L233 252H231V253H229L228 254V245H230V244H228V242H230L229 241V238H228V236L227 235H222V233L220 232V231H218L217 229H219L220 227H223V228H227L225 225H223V224H221V223H219V222H216L215 221V223L213 224L212 222H210L209 223ZM235 242V241H234ZM186 243H189V245H187ZM197 243H200V246L201 247H199V246H197ZM254 243H256V242H254ZM191 244V245H190ZM231 246V245H230ZM207 249V250H206ZM260 249V250H259ZM211 251V253H209L208 254V258H209V260H207L206 259V255H205V252L207 253V251ZM232 250V249H231ZM230 250V251H231ZM213 251V252H212ZM223 257V258H222ZM255 258H256V260H255Z\"/></svg>",
  "mask_w": 264,
  "mask_h": 264
},
{
  "label": "snow or ice",
  "instance_id": "snow-or-ice-1",
  "mask_svg": "<svg viewBox=\"0 0 264 264\" xmlns=\"http://www.w3.org/2000/svg\"><path fill=\"white\" fill-rule=\"evenodd\" d=\"M35 13L32 8H28L23 15L20 13L15 14V22L20 28H28L34 21ZM71 23V21H68ZM140 37H143V33H138ZM144 49V43L142 40L133 41L132 37L129 38V52L134 58L138 57V53ZM103 52V42L93 32H82L77 34L69 41V49L65 52V58L68 61L69 67L77 73V75H83L85 72L93 73L100 63V58ZM51 77L52 79H46ZM60 77V79H56ZM66 77H62L60 73H49L40 78L37 82V96L38 98H49L53 92L58 95L61 94ZM134 84V82H133ZM96 87L95 84L92 85ZM70 90V85H69ZM151 95V90H150ZM103 123V121L101 122ZM110 134V133H109ZM101 138H105L102 134ZM244 141L237 140L238 145H242ZM238 154H242L238 149ZM4 183L7 184L10 180L9 177H4ZM157 190H159V184L157 182Z\"/></svg>",
  "mask_w": 264,
  "mask_h": 264
},
{
  "label": "water",
  "instance_id": "water-1",
  "mask_svg": "<svg viewBox=\"0 0 264 264\" xmlns=\"http://www.w3.org/2000/svg\"><path fill=\"white\" fill-rule=\"evenodd\" d=\"M136 29H139V30H142L143 32H145V30L141 29V28L138 27V26H132V27H130V28L128 29V31H127V33H126V38H127V35H128V33H129L130 31H133V30H136ZM89 31H93V32L97 33V35L100 36V33H98L96 30H94V29H90V28H85V29H83V30L77 31V32H75L74 34H72L71 36L73 37V36H74L75 34H77V33H80V32H89ZM71 36H70V37H71ZM100 38H101V36H100ZM126 38H125V41H126ZM66 44H67V43H66ZM66 46H67V45H65V47H64V50H63L64 52H65V50H66ZM63 57H64V56H63ZM43 73H44V72H42L41 74H43ZM74 73L76 74V72H74ZM41 74H40V75H41ZM40 75H39V76H40ZM39 76H38V77H39ZM76 76H77V77H80V78H82V79L85 78V76H80V75H77V74H76ZM72 80H73V79H72ZM74 83H75V82H74ZM75 87H76V86H75ZM76 92H77V91H76ZM181 108H182V107L178 108L177 111H179ZM102 118H103V117H102ZM100 120H101V118H100ZM100 120H98V122L96 123L95 135H96V138H97L99 141L105 143V142H107V140H104V141H103V140H100L99 137H98V135L96 134V129L98 128V125H99ZM115 126H116V124H115ZM116 130H117V126H116ZM115 137H116V135H113V138H112L110 141H112ZM110 141H108V142H110ZM120 146H121V145H120ZM56 147H57V146H56ZM56 147H55V148H56ZM102 147H103V149H104V148L106 149V147H105L104 145H102V144H101V145H96V147H94V148L92 149L90 156H91L96 150H98V149H100V148H102ZM107 153L110 154V153L108 152V150H107ZM110 157H111V156H110ZM64 158H66V156H64ZM181 172H184V173H185L186 170H184V169H180V170H179V169H178L177 177L171 182V189H172V192H173V193H175L174 190H176L178 193H181V192L183 191L182 189H181V190H177L179 186L176 185V183H178V182H177V181L179 180L178 177H179V175H180ZM12 174H14V173H12ZM5 176H6V175H5ZM5 176H4V177H5ZM4 177H3V178H4ZM176 186H177V187H176ZM199 200H200V197H199ZM198 206H199V201H198ZM199 207H200V206H199Z\"/></svg>",
  "mask_w": 264,
  "mask_h": 264
},
{
  "label": "trees",
  "instance_id": "trees-1",
  "mask_svg": "<svg viewBox=\"0 0 264 264\" xmlns=\"http://www.w3.org/2000/svg\"><path fill=\"white\" fill-rule=\"evenodd\" d=\"M214 96V95H213Z\"/></svg>",
  "mask_w": 264,
  "mask_h": 264
}]
</instances>
